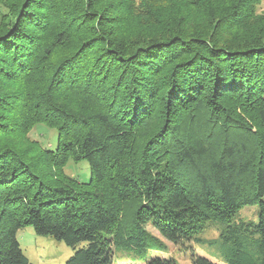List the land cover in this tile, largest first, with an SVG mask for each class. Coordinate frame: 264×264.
<instances>
[{
    "label": "trees",
    "instance_id": "1",
    "mask_svg": "<svg viewBox=\"0 0 264 264\" xmlns=\"http://www.w3.org/2000/svg\"><path fill=\"white\" fill-rule=\"evenodd\" d=\"M263 1L0 0V264H32L26 225L113 264L164 247L147 226L183 244L215 221L226 264H264ZM82 159L87 182L64 173Z\"/></svg>",
    "mask_w": 264,
    "mask_h": 264
},
{
    "label": "rangeland",
    "instance_id": "2",
    "mask_svg": "<svg viewBox=\"0 0 264 264\" xmlns=\"http://www.w3.org/2000/svg\"><path fill=\"white\" fill-rule=\"evenodd\" d=\"M260 8H264V1ZM140 133L138 134L139 136L141 135ZM29 137L46 148L55 149L56 147L57 131L54 128L37 124L30 132ZM64 173L79 182H87L90 179L88 162L83 159L79 161L69 160L64 166ZM231 218L233 220L257 222V203L241 206ZM220 227V221L210 222L199 232L196 236L197 239L186 241L183 244H174L161 237L154 228L147 226V230L151 234L163 241L164 247H150L143 254L138 247L116 245L113 247L112 262L113 264H146L152 258L162 257L173 259L178 264H192L191 250L189 248L191 247L200 256L218 264H226L216 242ZM16 238L22 252L32 264H65L75 250L86 245V242H80L72 248L53 236L36 234L31 225L20 228L16 233Z\"/></svg>",
    "mask_w": 264,
    "mask_h": 264
}]
</instances>
